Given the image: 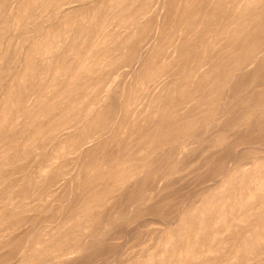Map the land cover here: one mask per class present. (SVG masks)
I'll return each instance as SVG.
<instances>
[{"label": "rangeland", "instance_id": "1", "mask_svg": "<svg viewBox=\"0 0 264 264\" xmlns=\"http://www.w3.org/2000/svg\"><path fill=\"white\" fill-rule=\"evenodd\" d=\"M0 264H264V0H0Z\"/></svg>", "mask_w": 264, "mask_h": 264}, {"label": "bare ground", "instance_id": "2", "mask_svg": "<svg viewBox=\"0 0 264 264\" xmlns=\"http://www.w3.org/2000/svg\"><path fill=\"white\" fill-rule=\"evenodd\" d=\"M191 193V192H190Z\"/></svg>", "mask_w": 264, "mask_h": 264}]
</instances>
